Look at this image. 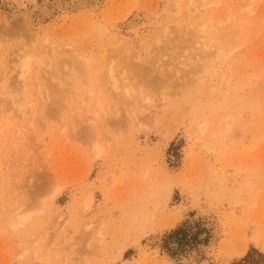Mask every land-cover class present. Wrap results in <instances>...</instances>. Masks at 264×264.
<instances>
[{
    "label": "rangeland",
    "instance_id": "rangeland-1",
    "mask_svg": "<svg viewBox=\"0 0 264 264\" xmlns=\"http://www.w3.org/2000/svg\"><path fill=\"white\" fill-rule=\"evenodd\" d=\"M71 1L37 0L24 41L0 0V264H264V0Z\"/></svg>",
    "mask_w": 264,
    "mask_h": 264
},
{
    "label": "bare ground",
    "instance_id": "bare-ground-1",
    "mask_svg": "<svg viewBox=\"0 0 264 264\" xmlns=\"http://www.w3.org/2000/svg\"><path fill=\"white\" fill-rule=\"evenodd\" d=\"M47 1V0H46ZM57 1V0H56ZM69 1H71V0H69ZM74 1V0H73ZM78 1V0H77ZM191 1V0H190ZM205 0H202V1H200L201 2V4L202 3H205L204 2ZM3 2H6L7 3V5H5L6 7H8L9 9H10V11L14 14V15H18L16 18H14V20L16 19L17 20V22H19V23H14V24H12V27H11V25H9L10 23H11V21H10V23H7L8 24V26H9V30H15V26H17V27H19V28H21L23 31H25V38H23V40L25 41V39H27V40H30V34H27L26 33V31H28V30H32V27H33V23L30 21V19H32V18H30L29 17V11H30V8L33 10V9H35L36 7L38 8V6H39V8H42V6L40 7V4H38V2H37V0H2V3ZM61 2V1H60ZM64 2V1H63ZM72 2V1H71ZM192 2H194L195 3V1L194 0H192ZM192 2H190V3H192ZM200 2H197V3H200ZM58 3V2H57ZM77 2H75L74 4H76ZM5 4V3H4ZM54 4V3H53ZM60 4V3H59ZM59 4H57V5H59ZM65 4L66 3H64V6H65ZM70 5H71V3H69ZM73 4V5H74ZM201 4H199V6H197V4H196V6H195V4L194 5H191V7L193 6V8L195 7L196 8V13H197V10L199 11V9L201 10V8H199L200 7V5ZM28 5H30L29 7H28ZM70 5H69V7H70ZM77 5H78V3H77ZM188 5V4H187ZM205 4H203V6H204ZM75 6V5H74ZM202 6V5H201ZM76 7V6H75ZM197 7H198V9H197ZM36 8V9H37ZM45 8V7H44ZM72 8H73V6H72ZM195 13V15L197 16V14ZM32 15V14H31ZM186 15H187V13H186ZM192 15V14H191ZM12 17V16H11ZM134 17H135V15H134ZM192 17H193V15H192ZM188 18H190V17H188ZM13 19V18H12ZM193 19V18H192ZM11 20V19H10ZM183 20V19H182ZM222 22H224V21H222ZM221 21L219 22L220 24L222 23ZM218 23V24H219ZM170 26V25H169ZM169 26H167V27H169ZM203 26H205L204 24H203ZM213 26V25H212ZM180 27V26H179ZM201 30H204L205 31V29H204V27H203V29L201 28V26L199 27ZM7 29L8 28H5V30L7 31ZM13 30V31H14ZM166 30H168V31H165L164 30V33H166V35L167 34H170L171 35V32H173V29H172V26H171V30L170 29H166ZM175 30V29H174ZM5 31V32H6ZM171 31V32H170ZM179 31V30H178ZM178 31L177 30H175L174 32H176V34H178ZM10 32V31H9ZM12 32V31H11ZM10 32V33H11ZM170 32V33H169ZM174 35H175V33H173ZM181 34V33H180ZM173 35V37H176V36H174ZM182 35V34H181ZM180 35L178 34V36L177 37H179ZM170 37V36H169ZM183 37V36H182ZM181 37V38H182ZM184 37H185V34H184ZM187 37H188V35H187ZM191 37H193V36H191ZM191 37H188L187 39H189L188 40V42L190 43V42H193V40L195 39L194 37V39L193 38H191ZM165 39V38H164ZM167 39H168V37H167ZM167 39H166V41H167ZM171 39V38H170ZM173 39V38H172ZM175 39V38H174ZM173 39V40H174ZM183 39V38H182ZM203 38H201V40H202ZM210 39V38H209ZM45 40H47V39H45ZM169 40V39H168ZM172 41V40H171ZM170 41V42H171ZM187 41V40H186ZM195 42H196V40H194ZM168 42V41H167ZM169 42V43H170ZM201 42V41H200ZM207 42V41H206ZM209 42L210 41H208V43H207V45H211V44H209ZM32 43V42H31ZM165 43V42H164ZM197 43V42H196ZM211 43V42H210ZM50 44H52V45H54V43H50ZM158 44V43H157ZM185 44H188V43H185ZM16 45V44H15ZM163 45V44H162ZM169 45V44H168ZM192 45V44H191ZM196 45V44H195ZM199 45V43L197 44V46ZM206 44L204 45V46H207ZM23 46V45H22ZM22 46H19V51L20 50H22L24 47H22ZM29 46H31V44L29 45ZM46 46H47V44H46ZM46 46H45V48H46ZM55 46V45H54ZM166 46H167V44H166ZM179 46V45H178ZM183 46V45H182ZM186 46V45H185ZM184 46V47H185ZM194 46V45H193ZM20 47L22 48V49H20ZM26 47V46H25ZM32 47V46H31ZM34 47H35V45H34ZM158 47H161V46H158ZM179 47H181V46H179ZM16 48H17V46H16ZM29 47H26V49L22 52V54L20 55V57H19V60H16V58H14V60H16L19 64H17L16 66H14V67H16L17 69V71L15 70V72H17L16 74H18L19 73V75H20V78H24L25 77V74L29 71V69L31 68V66H32V63H33V61L35 62V61H40V64L41 65H39L42 69H41V71H42V73H45V72H43V69L46 71V68H44L43 66H42V61H45V60H42L41 59V57H40V52L41 51H44L45 50V52H46V49L42 46V48H44V50H42V48H41V46L39 45V47H38V52H39V54H34V52L32 51V49H28ZM13 49H15L14 47H13ZM49 50H51L52 52L54 51V49L53 48H48ZM160 49V48H159ZM167 49V48H166ZM195 49V48H194ZM193 49V50H194ZM197 49V48H196ZM11 50V49H10ZM18 50V49H17ZM74 50H76V51H78V49H74ZM158 50V49H157ZM162 50V49H161ZM161 50H160V52H161ZM164 50H165V48H164ZM197 50H200V47H198V49ZM73 51V50H72ZM153 51V50H152ZM167 51V50H166ZM165 51V52H166ZM75 52V51H74ZM74 52H73V54H74ZM154 52V51H153ZM181 52V51H180ZM182 52H184L183 50H182ZM191 52V51H190ZM200 53H201V51H199ZM198 52V53H199ZM179 53V52H178ZM194 53V52H193ZM196 53V52H195ZM198 53H197V56H198ZM68 55H69V53H68ZM70 55H72V54H70ZM179 55V54H178ZM203 55L204 54H202V57H201V59L203 60ZM10 56H12V55H10ZM67 56V55H66ZM76 56L78 57H81L82 59L81 60H83V59H85L84 58V56L83 55H77L76 54ZM151 56V55H150ZM175 56H177V55H175ZM181 56V55H180ZM196 56V55H195ZM15 57V56H14ZM78 57V58H79ZM179 57V56H178ZM199 57H200V55H199ZM11 58V59H10ZM139 58V57H138ZM7 59H9V62H13L14 60H12L13 59V56L12 57H8ZM74 59L75 58H70L69 60H68V63H69V61L70 60H72V61H70V62H72L71 64H73V63H75V61H74ZM12 60V61H11ZM87 61H88V59H86ZM137 60V59H136ZM7 61V60H6ZM62 61V60H61ZM66 61V63H67V60H65ZM63 62H64V60H63ZM184 62V61H183ZM67 63V64H68ZM151 63H154V61L153 62H151ZM181 63V62H180ZM14 64V63H13ZM44 64V63H43ZM70 64V63H69ZM7 65H8V63H7ZM9 65H11V64H9ZM74 65V64H73ZM112 65V64H111ZM110 65V66H111ZM143 65V64H142ZM147 65V64H146ZM145 65V66H146ZM179 65V64H178ZM181 65V64H180ZM183 65H184V63H183ZM59 66V65H58ZM57 66V67H58ZM75 66H77V65H75ZM86 66H89V65H86ZM145 66H141V67H145ZM156 66V65H155ZM154 66V67H155ZM189 66H191V65H189L188 64V67ZM13 67V66H12ZM139 67V66H138ZM178 67V66H177ZM176 67V68H177ZM181 67V66H180ZM179 67V68H180ZM11 68V67H10ZM19 68V69H18ZM89 67H87V69H88ZM112 67H110L109 68V73H107V71H106V73L104 72V74L105 75H103L105 78V80L107 79L109 82H110V84H112V86L110 85V89H111V87L114 89V87H116L117 85L120 87V84H118V80H119V82L121 81L122 82V78H123V76H118L119 77V79L117 80V75H118V72H117V74H116V70H113V68L111 69ZM121 68H122V66H121ZM120 68V69H121ZM178 68V69H179ZM183 68V67H182ZM193 68V67H192ZM53 69H54V67H53ZM58 69H59V67H58ZM89 69H91V68H89ZM89 69H88V71H89ZM118 69H119V67H118ZM11 70V69H10ZM107 70V69H106ZM113 70V71H112ZM140 70V69H139ZM150 70V69H149ZM19 71V72H18ZM40 68H39V76H38V78L40 77ZM88 71H87V75H88V78H89V73H88ZM155 71V70H154ZM154 71H153V73H154ZM175 71V70H174ZM47 73H48V71H46ZM90 72V71H89ZM115 72V73H114ZM134 72V71H133ZM135 72H136V70H135ZM134 72V73H135ZM138 72H140V71H138ZM142 72V71H141ZM140 72V73H141ZM150 72V71H149ZM41 73V76L43 77L44 75ZM54 74H55V76H56V74L58 73H55V72H53ZM60 73V72H59ZM69 73V72H68ZM151 73V72H150ZM156 73V72H155ZM178 73V72H177ZM16 74H15V76H16ZM64 74V73H63ZM116 74V75H115ZM191 74H193V73H191ZM38 75V74H37ZM67 75V74H66ZM136 75V74H135ZM134 75V76H135ZM176 75V74H175ZM12 76H14V75H12ZM15 76L13 77V78H15ZM103 76H101V79H102V77ZM133 76V75H132ZM140 78H141V75L139 74L138 75ZM142 79L144 78V76L145 75H143L142 74ZM153 76V75H152ZM160 76V75H159ZM177 76V75H176ZM192 76V75H191ZM57 77V76H56ZM64 77V76H63ZM121 77V78H120ZM181 77V76H180ZM59 78V77H58ZM91 78V77H90ZM133 78V77H132ZM146 78V77H145ZM144 78V79H145ZM159 78V77H158ZM187 77H185V79H186ZM188 78H190V76L188 77ZM16 79V78H15ZM18 79V78H17ZM93 79V78H92ZM143 79V81H146V79L144 80ZM153 79V78H152ZM152 79H151V81H152ZM19 80V79H18ZM24 79H22L21 81H23ZM59 80V79H58ZM66 80V79H65ZM106 80V81H107ZM117 80V81H116ZM162 80L163 79H158V81H157V78H156V80H155V82L157 81L158 83H162ZM181 80H182V77H181ZM196 80V79H195ZM20 80H19V82H20V85L24 82H21ZM26 81V80H25ZM101 81V80H100ZM100 81H98V82H100ZM149 81V80H148ZM175 81V80H174ZM184 81V80H183ZM93 83L95 82V81H92ZM109 82H107V84H109ZM123 82H125V81H123ZM129 82V81H128ZM136 82H138V81H136ZM196 82H199V81H196ZM25 84H26V82H24ZM86 83H87V81H86ZM103 83H104V80L102 79V81L100 82V87H101V89L102 88H107V86H105V83H104V85H103ZM141 83V82H140ZM143 83V82H142ZM141 83V84H142ZM50 84V83H49ZM90 84H91V82H90ZM117 84V85H116ZM122 84V83H121ZM133 84H135V83H132L131 85H133ZM137 84V83H136ZM135 84V85H136ZM145 84V85H144ZM148 84V83H147ZM150 84V83H149ZM148 84V85H149ZM20 85H19V83H18V81H17V86L18 87H20ZM23 86H25L24 84H22ZM92 85V84H91ZM103 85V86H102ZM126 86H127V82H126V84H125ZM142 85H144V88H145V86H146V83H143ZM142 85H141V88H142ZM147 85V86H148ZM23 86H21V87H23ZM93 86V85H92ZM114 86V87H113ZM118 86L116 87V88H118ZM125 86V87H126ZM137 86H139V85H137ZM150 86V85H149ZM156 86V85H155ZM155 86H154V84H153V88L154 89H158V88H155ZM87 87V86H86ZM93 87H95V86H93ZM97 87V86H96ZM95 87V88H96ZM124 87V86H123ZM135 87V86H134ZM140 87V86H139ZM151 87V86H150ZM156 87H158V86H156ZM128 88H131V87H129L128 86ZM133 88V87H132ZM137 88V87H136ZM153 88L151 89V90H153ZM89 89V88H88ZM109 89V88H108ZM107 89V90H108ZM118 89H121V87L120 88H118ZM134 89V88H133ZM140 89V88H139ZM106 90V91H107ZM117 89H114V91L118 94L119 92H117L116 91ZM132 90V89H131ZM137 90V89H136ZM135 90V91H136ZM144 90V89H143ZM142 90V92L143 93H145V91L147 92V90L145 89V91H143ZM89 91V90H88ZM105 91V89H103V92ZM109 91V90H108ZM120 91V90H119ZM123 91V90H122ZM124 91H125V93L128 91V89H127V91L125 90V88H124ZM123 91V92H124ZM133 91V90H132ZM140 91V90H139ZM100 92V91H99ZM115 92H114V98H115V96H119L120 95V93L118 94V95H115ZM138 92V91H137ZM141 92V93H142ZM150 91H148V93H149ZM174 92H176V91H174ZM182 92V91H181ZM86 94H90L91 95V92H85ZM111 93V91L110 92H108V94L109 95H111L110 94ZM113 93V92H112ZM136 92H133V93H130V96H131V94L133 95H135V97H137V94H135ZM140 93V92H139ZM140 93V94H141ZM147 93V94H148ZM179 93V92H178ZM95 94H96V92H95ZM102 94H104L105 95V93H102ZM107 94V93H106ZM122 94V93H121ZM128 94H129V92H128ZM128 94L126 95V94H124V97L126 96V98H128V99H130V96L129 97H127L128 96ZM9 95V94H8ZM97 95V94H96ZM109 95L108 96H106L107 98H109ZM123 95V94H122ZM149 95V94H148ZM146 96V95H139L138 94V96H141L142 98H140V99H138L137 98V100L138 101H140V100H142L144 103H142V107H143V110H145V109H148L151 105L152 106H154L153 104H155V103H157L156 101H155V103L153 102V96ZM87 96V95H86ZM100 96V95H99ZM179 96H182V95H179ZM178 96V97H179ZM120 97H121V95H120ZM119 97V99H121L122 100V98H120ZM134 96H131V99L133 98ZM48 98H49V96H48ZM53 98H54V96H53ZM89 98H90V96H89ZM111 98V97H110ZM114 98H112L113 100H114ZM126 98H125V100H126ZM155 98V97H154ZM181 98V97H180ZM55 99V98H54ZM135 99V98H134ZM156 100H157V98H155ZM105 100V99H104ZM115 100H116V98H115ZM120 100V101H121ZM100 101H102L103 102V99H100ZM110 101H111V99H110ZM131 101H133V99L131 100ZM179 101H182V100H179ZM185 101V100H184ZM99 102V101H98ZM105 102V101H104ZM122 102H124L123 100H122ZM18 103V104H17ZM95 103V102H94ZM118 103L119 104H123V103H120L119 102V100H118ZM153 103V104H152ZM160 103V102H159ZM127 104V103H126ZM132 104V103H131ZM130 104V105H131ZM189 104V103H188ZM14 105H16L17 107H19L20 105H21V107H23V110L22 109H20V110H14L15 112L14 113H12V114H10V119H6V122H11L10 120H12V118H15L16 119V125H14V124H12V126L11 127H15V129H17L18 130V133H22V132H27V133H29L28 132V130L27 129H30L32 132H34L35 131V129L39 126V125H41V114L39 113V111L37 112L36 111V109L35 108H33L32 106H30V108H28V107H26L27 105H30L29 103H24L23 101H21V103H19V102H16L15 101V103H14ZM99 105H102V104H99ZM98 104H97V106L99 107V108H97L98 110L99 109H104V107L102 108V107H100ZM121 105H119L120 107H121ZM128 106H129V104H127ZM127 105H122L124 108H125V106H127ZM156 105H158V104H156ZM180 105H183V104H180ZM184 105H186V104H184ZM12 106H13V104H12ZM95 106V105H94ZM93 106V107H94ZM97 106H95L94 108H93V112H95V109H96V107ZM187 106V105H186ZM185 106V107H186ZM10 107H11V105H10ZM14 107V106H13ZM12 108V107H11ZM28 108V112H27V109ZM87 108H89V107H87ZM124 108H122V109H124ZM183 108V107H182ZM150 109V108H149ZM187 109H189V108H187ZM121 110V109H120ZM185 110V109H184ZM89 111V110H88ZM93 112H91V113H93ZM122 112V111H121ZM101 113V112H100ZM100 113H98V114H100ZM104 113V112H103ZM117 113L119 114V112H118V110H117ZM94 114V113H93ZM105 114V113H104ZM120 115V114H119ZM9 116V115H8ZM98 117V116H97ZM96 117V118H97ZM120 117H122V116H120ZM88 118V117H87ZM14 120V119H13ZM97 120V119H96ZM99 120V119H98ZM91 126V125H90ZM92 128V127H91ZM38 132V131H37ZM89 132V131H88ZM105 132V131H104ZM92 134V133H91ZM103 136V135H102ZM101 138V137H100ZM105 138V137H104ZM95 139V138H94ZM94 139H92V140H94ZM103 139V138H102ZM101 140V139H100ZM102 144V143H101ZM92 148H93V145H92ZM93 149H96V150H98L99 152L101 151V145H100V143H97L96 141H95V144H94V148ZM22 192V191H21ZM19 193V194H22V195H25L23 192L22 193ZM21 195V196H22ZM20 196V195H19ZM19 196H18V198H19ZM24 197V196H23ZM20 199V198H19ZM32 200V199H31ZM17 201H18V199H17ZM17 201H16V203H17ZM21 201V200H20ZM24 201V200H23ZM35 203V202H34ZM33 203V204H34ZM21 204H22V202H21ZM38 206V203L37 204H34V206ZM24 206V205H23ZM18 207V206H17ZM26 207V206H25ZM85 207L86 208H88V202H86L85 203ZM27 208V207H26ZM29 208L31 209V206L29 205ZM18 209H19V207H18ZM33 209V208H32ZM35 209V208H34ZM39 209V208H38ZM27 210V209H26ZM25 210V211H26ZM24 211V212H25ZM37 211V210H36ZM13 215V214H12ZM17 215V214H16ZM19 217H20V215H19ZM25 217V215H23L22 216V218H24ZM27 217V216H26ZM10 218H13L12 216H10ZM8 219V218H7ZM20 220L21 219H18V221H16L17 223H19L20 222ZM7 221V220H6ZM9 221H11V220H9ZM24 221L25 220H23L22 222L24 223ZM8 222V221H7ZM16 222H15V225H16ZM9 223H11V222H9ZM8 223V224H9ZM12 224V223H11ZM18 225V224H17ZM169 226H174V223L171 221L170 222V224H169ZM13 227V226H12ZM245 248H246V245H244L243 246V248H242V251H241V253H243L244 251H245Z\"/></svg>",
    "mask_w": 264,
    "mask_h": 264
}]
</instances>
